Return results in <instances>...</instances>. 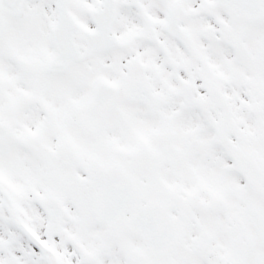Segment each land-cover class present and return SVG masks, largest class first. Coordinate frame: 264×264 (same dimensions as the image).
I'll use <instances>...</instances> for the list:
<instances>
[{"label": "snow or ice", "instance_id": "snow-or-ice-1", "mask_svg": "<svg viewBox=\"0 0 264 264\" xmlns=\"http://www.w3.org/2000/svg\"><path fill=\"white\" fill-rule=\"evenodd\" d=\"M0 264H264V0H0Z\"/></svg>", "mask_w": 264, "mask_h": 264}]
</instances>
